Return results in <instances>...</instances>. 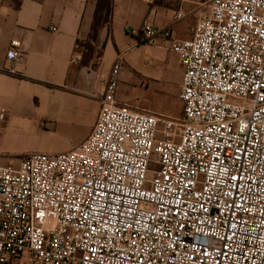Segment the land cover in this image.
Returning <instances> with one entry per match:
<instances>
[{
  "label": "built area",
  "instance_id": "obj_1",
  "mask_svg": "<svg viewBox=\"0 0 264 264\" xmlns=\"http://www.w3.org/2000/svg\"><path fill=\"white\" fill-rule=\"evenodd\" d=\"M172 48L182 120L119 105V58L85 142L0 167V264H264V0H212Z\"/></svg>",
  "mask_w": 264,
  "mask_h": 264
},
{
  "label": "crops",
  "instance_id": "obj_2",
  "mask_svg": "<svg viewBox=\"0 0 264 264\" xmlns=\"http://www.w3.org/2000/svg\"><path fill=\"white\" fill-rule=\"evenodd\" d=\"M98 1H2L0 154L14 163L0 167L18 168L25 156L67 153L85 142L119 58L123 66L118 104L177 119L170 99H180L183 68L172 47L193 38L198 7L171 6L167 0L152 6L143 0H112V19L90 53L79 49L78 42L89 41ZM179 13L190 17L176 21ZM147 19L158 28L172 29V37L150 42L143 31ZM14 45L24 55L20 64L7 58ZM135 87H140L145 104L131 95ZM43 141L49 145L43 146Z\"/></svg>",
  "mask_w": 264,
  "mask_h": 264
},
{
  "label": "rangeland",
  "instance_id": "obj_3",
  "mask_svg": "<svg viewBox=\"0 0 264 264\" xmlns=\"http://www.w3.org/2000/svg\"><path fill=\"white\" fill-rule=\"evenodd\" d=\"M164 3V0H157L156 3ZM212 0H167V4L171 5V6H180L181 4H195L196 7H198V13L199 16L197 18L193 17V19H195V21L198 20V18H201L202 16H204L205 14H207L209 12V5L211 4ZM190 16L187 15L184 20L186 18H189ZM176 19V17H175ZM133 93H131V95L133 96V98L137 101H139L140 103L145 104L147 101L145 98H143L142 95V91L140 89V87H135L131 90ZM170 103L171 106H173L174 108V113L173 116L177 119L182 120L183 119V103L181 102V100L179 99L178 95L176 97V99H170ZM141 112H143V110H139ZM43 146H48L49 143L43 141L41 143ZM39 146H37V151ZM13 160L11 157L5 156L0 154V165H13Z\"/></svg>",
  "mask_w": 264,
  "mask_h": 264
},
{
  "label": "trees",
  "instance_id": "obj_4",
  "mask_svg": "<svg viewBox=\"0 0 264 264\" xmlns=\"http://www.w3.org/2000/svg\"><path fill=\"white\" fill-rule=\"evenodd\" d=\"M113 1L112 0H99L97 5L94 22L92 25V32L89 41L78 42L79 49H85L90 53L94 50V43L98 41L100 31L108 23H110L113 16ZM26 157V156H25ZM23 157V159L25 158Z\"/></svg>",
  "mask_w": 264,
  "mask_h": 264
}]
</instances>
